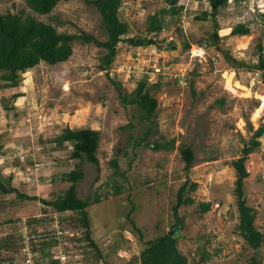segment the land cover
<instances>
[{
	"label": "rangeland",
	"instance_id": "374dc122",
	"mask_svg": "<svg viewBox=\"0 0 264 264\" xmlns=\"http://www.w3.org/2000/svg\"><path fill=\"white\" fill-rule=\"evenodd\" d=\"M179 3L183 11L168 17L161 31L150 34L155 44L135 47L118 43L108 74L98 67L104 49L75 41L67 60L55 64L42 61L21 73L18 86L0 88V175L3 179L11 175L12 186L39 198L0 194V241L8 242L0 250V262L4 258L13 264L20 262L16 229L20 219L35 229L51 228L48 221L59 212L40 199L53 200L62 194L70 185L66 173L79 162L83 177L77 182L78 197H100L88 207L91 236L98 235L105 248L114 239L131 245L119 247L109 264H134L131 255L138 256L140 243L131 221L149 237L170 231L176 192L187 178L197 187L189 192L193 203L178 209L182 223L179 246L185 250L201 244L209 256L200 264H246L251 256L264 264V242L252 249L237 233L235 170L231 165L251 135L249 121L253 130L264 123L260 98L264 80L260 72L245 66L256 62L260 52L264 55V0H228L217 15L220 39L215 44L209 42L212 22L197 18L209 9V0ZM166 5L165 0H121L119 17L129 25L128 36L147 35V16ZM0 11H22L50 22L58 31H84L99 40L106 38L98 12L84 0H61L49 15L31 11L25 0H0ZM237 23H246L249 33L231 34ZM226 54L246 63L236 68ZM143 76L158 102L156 131L149 141L174 139L171 149L154 150L153 144L133 147L134 139L142 135L143 123L137 110L120 102L110 77L131 92ZM13 93L21 95L14 98ZM65 127L99 130L98 181H94V164L84 156L71 158L69 145L53 141ZM259 140V147L245 162L250 175L244 181V192L257 211L256 226L264 234V133ZM181 145L190 146L195 155L188 171L179 151ZM113 158L125 173L123 177L112 173ZM113 180L122 185L117 195ZM200 202H209V209L202 212ZM62 213L71 218L64 227L70 228L66 231L72 237L80 213ZM70 242L77 257L75 264H101L92 247ZM193 256L190 264L199 259Z\"/></svg>",
	"mask_w": 264,
	"mask_h": 264
},
{
	"label": "trees",
	"instance_id": "16d2710c",
	"mask_svg": "<svg viewBox=\"0 0 264 264\" xmlns=\"http://www.w3.org/2000/svg\"><path fill=\"white\" fill-rule=\"evenodd\" d=\"M61 0H25L27 7L38 15H49L53 8ZM88 5L93 6L100 16V27L105 34V40L97 39L93 34L81 31L79 33H72L66 31H58L56 26L50 22H44L32 16L29 13L10 12L2 13L0 11V88L16 87L21 81V73L34 67L40 62L44 61L48 64H55L67 60L72 54V43L80 41L83 43H94L95 45L104 49V53L100 57L98 67L100 70H105L108 74L116 54L117 44L125 42L130 46H146L155 44L157 41L150 34L161 31L165 24L168 23V17L179 15L184 6L179 3V0H165L166 6L160 7L154 13L147 16V23L145 32L147 35L128 36L129 25L119 17V8L121 0H84ZM228 0H209V9L201 11L198 19H209L212 22V30L210 34V43H217L220 39L218 34L219 24L217 15L220 9L226 6ZM55 20L56 16L52 17ZM249 27L246 23H237L231 30V34L246 35L249 33ZM185 46H189L188 43ZM170 48H175L173 45ZM258 50L261 51V45H258ZM227 60L236 68L242 65L243 61H239L235 57L226 54ZM247 69H253L261 73V78L264 80V55L260 52L257 61L254 63H247ZM110 81L115 87L118 98L124 106H132L134 112L138 111L139 121L143 123L142 135L134 139L133 147L143 146L148 147L153 144L154 150L171 149L174 147V139L169 140H153L149 141V137L156 131V108L157 99L151 94L150 86L146 77H142L136 81V86L131 92H126L120 81L110 77ZM21 95L20 93H13L15 98ZM222 103V102H221ZM249 130H252L249 139L244 142L240 154L237 158L231 161V165L235 170V181L233 193L236 201V208L238 211V222L236 224L237 233L252 249L259 248L264 242V234L256 226L257 211L255 207L246 201L244 192V181L250 175L246 168L245 162L249 154L256 150L260 145V136L264 133V123H261L253 130L250 121L248 123ZM100 139L99 130L86 127L76 128L65 127L62 132L57 135L53 141L60 144H67L71 147L69 156L73 159H81L83 156L95 165L96 176L94 181L100 179V161L96 155L98 143ZM182 159L184 160V169L188 171L193 165L195 155L190 146L181 145L179 148ZM35 165V162L33 163ZM32 165V166H33ZM110 165L113 167V174L122 176L125 174L120 170L116 158L110 160ZM35 167V166H34ZM83 177L81 164L78 162L70 171L66 173V180L70 185L53 200L40 199L45 204L51 206L56 212H65L67 210L79 212V222L77 226L73 227V236H67V239L72 242H77L78 247L86 248L92 247L96 253V257L101 264H109L116 256V251L119 247L128 249L131 245L126 240L119 243L117 239L110 241V244L105 248L99 241V236H91V222L89 218V206L98 203L100 197L83 199L78 197L76 186L78 180ZM11 175L3 179L0 175V194L15 193L20 199L37 200L36 196H29L21 193L16 187L11 185ZM114 195L121 192L122 185L113 180ZM197 183L188 178L181 184L176 192V199L172 205V213L174 221L171 223L170 231H160L149 237L145 231L136 227L135 223L131 221L135 230L138 232V240L140 243L138 256L134 257V264H190L194 258V254L199 256L195 264H200L208 260V254L205 253L201 244H196L194 247L185 248L183 250L180 246V239L182 236L178 235L179 230L182 229L178 209L183 205L193 203V198L189 192L194 191ZM199 209L205 212L209 209V202H200ZM71 218L61 216L60 222L67 226ZM32 224V223H31ZM33 225V224H32ZM36 226V225H35ZM93 226V225H92ZM38 228V226H36ZM35 228V227H34ZM68 228V227H67ZM70 229V228H68ZM36 230V229H34ZM173 231V232H171ZM143 232V233H142ZM51 234V233H50ZM48 234V236H50ZM144 234L148 236L145 238ZM19 247L20 248V237ZM41 242V241H40ZM8 243V242H6ZM5 242L0 241V250L6 246ZM55 243L53 240L42 241L41 245L44 249L47 245ZM86 244V245H85ZM40 246L38 249H42ZM107 251L104 252L105 249ZM104 249V250H103ZM87 250V249H86ZM84 249V252L86 253ZM89 251V249H88ZM117 257V256H116ZM5 259V258H4ZM1 264H13V262ZM52 264H57L53 259ZM128 264V263H127ZM246 264H261L255 256H251Z\"/></svg>",
	"mask_w": 264,
	"mask_h": 264
},
{
	"label": "built area",
	"instance_id": "2783aa9c",
	"mask_svg": "<svg viewBox=\"0 0 264 264\" xmlns=\"http://www.w3.org/2000/svg\"><path fill=\"white\" fill-rule=\"evenodd\" d=\"M52 221L49 220L51 228H35L29 221H17L18 236L20 237L19 264H52L55 259L57 264H75L76 256L71 250V242L67 239L68 228L63 227L60 222L62 212L53 213ZM51 233V234H50ZM50 234V236H48ZM53 240L55 243L42 247V241ZM41 241V242H40ZM42 249H38L39 247ZM84 254V253H83ZM9 261H4L8 263ZM1 264V262H0Z\"/></svg>",
	"mask_w": 264,
	"mask_h": 264
},
{
	"label": "bare ground",
	"instance_id": "6f19581e",
	"mask_svg": "<svg viewBox=\"0 0 264 264\" xmlns=\"http://www.w3.org/2000/svg\"><path fill=\"white\" fill-rule=\"evenodd\" d=\"M226 30H227V28H226ZM224 31H225V30H224ZM227 83H228V82H227ZM229 84H230V83H229ZM236 84H237V83H236ZM237 85H238V84H237ZM230 90H231V89H230ZM260 98H261V101H262V105H264V96H261ZM262 105H261V106H262ZM254 115H255V117H257V115H258L257 112H255Z\"/></svg>",
	"mask_w": 264,
	"mask_h": 264
},
{
	"label": "water",
	"instance_id": "95a60500",
	"mask_svg": "<svg viewBox=\"0 0 264 264\" xmlns=\"http://www.w3.org/2000/svg\"><path fill=\"white\" fill-rule=\"evenodd\" d=\"M171 232H173V231H171Z\"/></svg>",
	"mask_w": 264,
	"mask_h": 264
}]
</instances>
